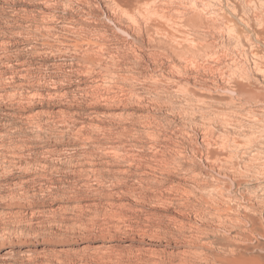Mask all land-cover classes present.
<instances>
[{
  "label": "rangeland",
  "instance_id": "obj_1",
  "mask_svg": "<svg viewBox=\"0 0 264 264\" xmlns=\"http://www.w3.org/2000/svg\"><path fill=\"white\" fill-rule=\"evenodd\" d=\"M134 19L115 0H0V264H180L193 259L184 247H210L199 240V226L215 241L219 229L245 233L246 215L263 231L252 243L264 246L263 53L244 52L234 38L205 37L170 19L156 26L160 36L155 28L140 35ZM109 72L116 78L102 79ZM148 117L151 126L143 122ZM206 129L214 136L207 138L212 160L193 151L206 147ZM189 131L198 135L188 137ZM180 152L189 170L176 162ZM88 160L101 169L95 179H89ZM132 191L150 200L125 194ZM179 199L186 200L184 208L165 202ZM79 200L97 202L99 213L89 211L92 206L72 212L58 206ZM110 201L122 203L123 229L114 227L117 207ZM152 210L154 227L146 220ZM176 220L186 221L183 234ZM74 222L93 231L81 232ZM103 244L113 263L83 250ZM262 246L255 252L260 257ZM162 248L165 257H153Z\"/></svg>",
  "mask_w": 264,
  "mask_h": 264
},
{
  "label": "bare ground",
  "instance_id": "obj_2",
  "mask_svg": "<svg viewBox=\"0 0 264 264\" xmlns=\"http://www.w3.org/2000/svg\"><path fill=\"white\" fill-rule=\"evenodd\" d=\"M45 1V0H44ZM51 1V0H50ZM12 2V1H11ZM57 2V1H56ZM56 2L55 5H56ZM53 3V4H54ZM47 4V2L45 3ZM115 4L118 10H120V12L124 15H127L128 17L130 16V18L135 17V19L133 20L134 24L136 25V31L140 30V31H150L152 28L156 29V32H158L159 30H161L162 28H156L157 27H163L162 26V20L164 19H170L172 21V23L174 24H182L181 26H185V27H189V29L191 31H193L195 34H199L202 35L204 34L205 37L206 36H213V35H226L229 38H234V40H238L239 42H241L242 44V48L244 50V52H251L253 53V55L257 52V53H263L264 55V0H115ZM49 5V3H48ZM48 5H46L48 7ZM51 5V4H50ZM10 6V5H9ZM8 7V6H7ZM46 7V8H47ZM55 7V6H54ZM58 7V6H57ZM154 7L155 11L151 14L150 9ZM59 8V7H58ZM51 9V8H50ZM73 10V9H72ZM58 11V10H57ZM44 13V11H43ZM48 13V12H45ZM50 14V13H49ZM48 14V15H49ZM52 14V13H51ZM44 17L47 16V14L43 15ZM56 16V14H55ZM50 17V16H49ZM60 17V15H59ZM142 18V20L144 22H142V20H140V18ZM53 18V17H52ZM56 18V17H55ZM58 18V17H57ZM49 20V19H48ZM48 20H43V21H47ZM50 21V20H49ZM55 21V19H54ZM53 22V21H51ZM171 23V24H172ZM172 24V25H173ZM131 25V24H130ZM133 26V25H131ZM130 26L131 30L132 27ZM129 27V26H128ZM178 27V26H176ZM50 28V27H49ZM171 28V26H170ZM129 29V28H128ZM165 29V28H164ZM175 29V28H174ZM177 29V28H176ZM175 29V32H177V30ZM45 30V29H44ZM52 30V29H50ZM129 30V31H131ZM135 30V28H134ZM158 30V31H157ZM170 30V29H169ZM139 31V32H140ZM165 31V30H163ZM163 31L161 32V36H163L162 34ZM184 31V30H183ZM124 32V30H123ZM155 32V31H154ZM153 32V33H154ZM170 32V31H169ZM168 32V33H169ZM205 32V33H204ZM142 32H140L141 35ZM144 33V32H143ZM189 33V32H188ZM126 34V33H125ZM132 34V33H131ZM149 34V33H148ZM177 34V33H176ZM174 33V35H176ZM183 34V32H182ZM130 35V34H129ZM152 35V34H151ZM172 35V34H171ZM144 36V34H143ZM150 36V35H149ZM154 36V34H153ZM158 36L159 32H158ZM166 36V35H164ZM141 36H137L136 38H140ZM151 37V36H150ZM155 37V36H154ZM169 36H167L168 38ZM142 39V38H141ZM152 39V38H150ZM178 39V38H177ZM160 40H162L160 38ZM168 40V39H167ZM173 40V38H172ZM171 39L169 41H172ZM175 40V39H174ZM150 41V40H149ZM151 40L150 42L152 43ZM155 41H157V39H155ZM159 41V40H158ZM220 41V40H219ZM237 41V42H238ZM5 42V41H4ZM7 42V41H6ZM9 42V41H8ZM7 42V43H8ZM148 44H151V43ZM238 42V43H239ZM154 43V42H153ZM168 43V42H167ZM181 43V42H180ZM173 44V43H172ZM6 45V44H5ZM99 45V44H98ZM171 44H169L170 46ZM174 45V44H173ZM172 45V46H173ZM176 45V44H175ZM202 45V44H201ZM240 45V44H239ZM11 46V45H10ZM184 46V45H183ZM181 47L182 49L184 47ZM204 46V45H203ZM175 47V46H173ZM199 47V46H198ZM205 47V46H204ZM210 48V47H209ZM188 49V48H187ZM204 49V48H203ZM202 49V50H203ZM174 50V49H173ZM181 51V50H180ZM184 51V50H183ZM205 51V50H204ZM207 51V50H206ZM209 51V49H208ZM179 52V51H178ZM185 52V51H184ZM176 53V51H175ZM259 56V55H258ZM90 57V56H89ZM92 59V57H91ZM95 60H93L92 62L94 63ZM114 62V61H113ZM13 63V62H12ZM11 64V62H10ZM92 64V63H91ZM95 65V64H94ZM115 65V64H114ZM119 65V64H118ZM90 66V65H89ZM110 66V65H109ZM120 66V65H119ZM118 66V67H119ZM108 67V66H107ZM130 67V66H129ZM115 68V67H114ZM117 68V66H116ZM113 69V68H112ZM121 69H123L121 67ZM27 70V69H26ZM89 70V69H88ZM92 70V68H91ZM90 70V71H91ZM107 70L109 71V68H107ZM118 70V69H117ZM18 71V70H17ZM105 71V70H104ZM258 71V70H257ZM92 72V71H91ZM101 72V71H100ZM116 72V71H114ZM112 72V73H114ZM121 72V71H120ZM108 73V72H107ZM117 73V72H116ZM115 73V74H116ZM32 74V73H31ZM90 74V73H88ZM92 74V73H91ZM91 74L89 76H91ZM94 74V73H93ZM119 75V73H117ZM116 74V75H117ZM121 74V73H120ZM125 74V73H123ZM133 74V72H132ZM16 75V74H15ZM28 75V74H27ZM33 75V74H32ZM107 75V74H106ZM111 72H109V74L102 79H104L105 81H113V79L110 77ZM115 75V76H116ZM117 75V77H118ZM122 75V74H121ZM119 75L120 77L124 76V75ZM128 75V74H127ZM29 76V75H28ZM109 76V77H108ZM114 76V75H113ZM134 76V75H132ZM15 77V76H14ZM26 77V74H25ZM118 77V78H120ZM123 78V77H122ZM121 78V79H122ZM128 78V77H127ZM126 77L124 78L125 80L127 79ZM12 79V78H11ZM99 79V78H98ZM97 79V80H98ZM101 79V78H100ZM6 80V79H5ZM14 80V79H13ZM95 80V79H94ZM120 80V79H119ZM103 81V82H105ZM118 81V80H117ZM228 81V80H227ZM106 83V82H105ZM104 83V84H105ZM29 84V83H28ZM107 84V83H106ZM114 84V83H113ZM98 86V85H97ZM111 86V85H110ZM235 87V86H234ZM225 92H228L230 94H236V92L234 91L235 89H232L231 87H226L224 88ZM208 91V90H207ZM38 92V91H37ZM60 93V92H59ZM39 95V94H38ZM104 116V115H103ZM150 117H148V119H143V122H145L146 124H148L149 126H151L152 124V120L149 119ZM165 120V119H164ZM162 121V120H161ZM159 121V122H161ZM172 122V121H171ZM177 122V121H176ZM84 123V122H83ZM99 123V122H98ZM170 124V123H168ZM172 124V123H171ZM175 124V123H174ZM99 125V124H98ZM95 126V125H94ZM148 126V127H149ZM97 127V126H96ZM96 129V128H95ZM145 131V130H144ZM211 129H206V131H202L204 136H201L203 138V143L206 147L201 148V147H196L193 151L194 153L200 154L202 157H205L206 160H212L213 158H215V152H214V148H213V144L210 143L209 140H207V138H214L213 136V131L211 132ZM148 134L151 136H154L152 139L154 140L156 135L155 132L151 133L150 131H148ZM195 133H190L187 132V136L190 137L191 135H194ZM8 135V134H7ZM198 135V134H197ZM197 135H194L195 137ZM1 136V135H0ZM98 136V135H97ZM100 136V135H99ZM54 138V137H53ZM192 138V137H191ZM190 138V139H191ZM55 139V138H54ZM97 139V138H96ZM157 139V138H156ZM119 140V139H118ZM198 140V139H197ZM213 140V139H212ZM111 141V140H110ZM202 141V140H201ZM11 143V142H10ZM101 144V143H100ZM183 144V143H182ZM223 144V143H222ZM195 146V145H194ZM4 147V146H3ZM113 147V146H112ZM153 147V146H152ZM106 148V147H105ZM182 150V149H181ZM183 151V150H182ZM192 151V152H193ZM113 152H118V148H114ZM184 152V151H183ZM107 154V153H106ZM114 154V153H113ZM112 154V155H113ZM180 157H178V160H176V162L178 163V165H180V168L186 167L185 165L181 164L182 162V158L185 156H183L182 154L184 153H179ZM18 155V154H17ZM116 155V154H115ZM114 155V156H115ZM92 156V155H91ZM90 156V157H91ZM117 156V155H116ZM89 157V156H88ZM186 157V156H185ZM1 158V157H0ZM81 158V157H80ZM93 158V157H92ZM96 159V158H95ZM85 160V159H84ZM83 160V162H84ZM87 160V159H86ZM85 160V161H86ZM93 160V159H91ZM174 160V158H173ZM81 161V160H80ZM82 162V161H81ZM30 163V162H29ZM79 163V161H78ZM87 165H89V170L92 171L90 174L93 175H89V179L90 178H94L96 176H98L101 172H100V168H97V162L95 161H87L86 162ZM176 163V164H177ZM46 164V163H45ZM65 164V163H64ZM80 164V163H79ZM77 164V165H79ZM2 165V164H1ZM17 165V164H15ZM20 165V164H19ZM18 165V166H19ZM99 165V164H98ZM130 165V164H129ZM134 165V164H133ZM22 166V164H21ZM20 166V167H21ZM44 166V165H42ZM58 166V165H57ZM80 166V165H79ZM84 166V165H81ZM131 166V165H130ZM182 166V167H181ZM24 167H26L24 165ZM52 167V166H51ZM76 168V166H74ZM78 167V166H77ZM17 168V167H15ZM41 168V167H40ZM56 168V167H55ZM178 168V167H177ZM187 168V167H186ZM185 168V169H186ZM19 169V168H18ZM28 169V168H27ZM31 169V168H30ZM78 169V168H77ZM188 169V168H187ZM192 168L190 172V174H192L194 176V179L197 176L196 174V170ZM47 170V169H46ZM61 170V169H60ZM65 170V169H64ZM81 170H85V169H81ZM130 170V169H129ZM129 170H125L124 173H120V176L122 174H128ZM183 170V169H182ZM189 170V169H188ZM187 170V171H188ZM4 171V170H3ZM69 171V170H68ZM86 171V170H85ZM84 171V172H85ZM180 171V170H179ZM185 171V172H187ZM77 172V170H76ZM75 172V173H76ZM81 172V171H80ZM88 172V171H87ZM86 172V173H87ZM119 172H121V170H119ZM118 172V173H119ZM165 172V171H164ZM188 172V173H189ZM62 173V172H61ZM74 173V171H73ZM82 173V172H81ZM134 173V172H133ZM10 174V173H9ZM24 174V172H23ZM189 174V175H190ZM84 175V174H83ZM131 175V174H130ZM133 175V174H132ZM191 175V176H192ZM101 176V175H100ZM103 176V175H102ZM78 177V176H77ZM83 177V176H82ZM25 178V177H24ZM122 178V177H120ZM88 179V178H87ZM95 179V178H94ZM97 179V178H96ZM196 180V179H195ZM101 181V180H100ZM120 181V180H119ZM197 181V180H196ZM78 182V181H76ZM18 183V182H17ZM14 184V182H13ZM179 185V183H178ZM31 188V187H30ZM10 189V188H9ZM77 189V188H76ZM99 189V188H98ZM173 189V188H172ZM193 189V192L196 193L195 189ZM21 190V189H20ZM177 190V189H176ZM50 191V190H49ZM99 191V190H98ZM131 191V190H130ZM29 192V191H28ZM176 192V191H175ZM182 192V191H180ZM108 193V192H107ZM193 193V194H194ZM125 194H132L134 197L136 198H143L146 199L149 197H147V195L143 192H125ZM178 194V193H177ZM109 195V194H108ZM185 195V193H184ZM191 195V192H190ZM15 196V195H14ZM39 196V195H38ZM104 196V195H103ZM128 196V195H127ZM178 196V195H177ZM181 196V194H180ZM187 196V194H186ZM192 196V195H191ZM29 197V196H28ZM132 197V196H131ZM185 197V196H184ZM200 197V196H199ZM104 198V197H103ZM112 198V197H111ZM122 198V197H119ZM125 198V197H124ZM151 198V197H150ZM174 198V197H173ZM172 198V199H173ZM177 197H175L176 199ZM181 198V197H178ZM79 199V198H78ZM152 199V198H151ZM157 199V198H156ZM174 199V200H175ZM108 200V199H107ZM125 200V199H124ZM150 200V199H149ZM177 200V199H176ZM104 201V200H103ZM165 201V200H164ZM169 201V200H168ZM167 202V205H171V207H174L175 205H178L179 207L184 208V199H179L178 202H175L173 200H170L169 202ZM110 204H113V206L117 207L116 211H111L114 214L113 215L115 220H117V223L114 224V227H117L118 229H123L124 227H126L128 224L127 223V214L122 212V208L123 206H120L121 204L119 202H115V201H110ZM157 203V202H156ZM35 204V203H34ZM108 204V203H107ZM153 204V203H152ZM162 204V203H161ZM160 204V205H161ZM198 204V203H197ZM150 205V204H149ZM148 205V206H149ZM154 205V204H153ZM159 205V204H158ZM155 204V208H160L161 206H158ZM58 206H61L65 212H72L74 210L77 209H82L84 206L87 207H91L92 209L89 208V211L95 213H99V208L93 209L94 206L97 207L98 203L97 202H93V203H89L87 202L86 204L83 203L81 200L76 201V202H70V201H61L60 203H58ZM110 206V205H109ZM112 207V206H111ZM153 207V206H152ZM164 207V206H163ZM191 207V206H190ZM21 208V207H20ZM107 209V207H105ZM113 208V207H112ZM36 209V208H35ZM109 209V208H108ZM116 209V208H115ZM190 209V208H189ZM192 209V208H191ZM83 210V209H82ZM119 210V211H118ZM198 210V209H197ZM6 211V210H5ZM63 211V212H64ZM108 211V212H107ZM144 211V210H143ZM192 211V210H191ZM263 211V210H262ZM49 212V211H47ZM64 212V213H65ZM105 212L109 213V210H106ZM190 212V211H189ZM200 212V211H199ZM261 212V211H260ZM31 213V212H30ZM149 213L151 215H147L146 216V220L147 222H149L147 224V226H153V224L155 222H157L158 220L154 218V216L157 215V211H149L146 212ZM264 213V212H263ZM76 214V213H75ZM195 214L198 215L197 211H195ZM68 215V214H67ZM110 215V214H109ZM264 215V214H263ZM19 216V215H17ZM198 216H202V215H198ZM22 217V215H21ZM27 217V216H26ZM36 217V216H35ZM53 217V216H52ZM220 217V216H219ZM222 217V216H221ZM245 219H247L248 221H245L244 223H246V231H249L250 235H245L244 232H238L236 234H231L230 230H228V228H225L223 230L220 231L216 230L218 236L217 239L215 241H211V236H209L208 234H202L204 233L206 230H204V232L199 231L202 230L203 227L201 228L200 226L197 228L199 229L198 231H196L198 233V235L201 236V241H204V244H211V245H216V247H212L211 245H209L210 247H199L198 248H185V252L183 253L186 256H190L193 257L192 260H188V258L186 259V261L181 260L180 262L182 264H264V255L263 257H260V255H256L255 252L257 250H259L261 248L262 245H254L252 243V238L251 236H254L255 234H257V236L259 235H263V231L262 228H259L256 226V223L253 221V219H250L249 216H243ZM223 218V217H222ZM221 218V219H222ZM262 218V216H261ZM188 219V218H187ZM202 219V218H201ZM207 219V218H206ZM206 219H204L206 221ZM219 219V220H221ZM239 219V218H238ZM61 220V219H60ZM70 220V219H69ZM198 220V219H197ZM218 220V219H217ZM218 220V221H219ZM227 220V219H226ZM230 220V219H229ZM223 221V220H222ZM58 222V220H57ZM65 222V221H64ZM91 222V221H90ZM93 222V221H92ZM176 225L179 226L177 227L179 229V232L182 233L183 229H186L185 226V222L183 220H176ZM201 222V221H200ZM207 222V221H206ZM231 222V221H230ZM242 222V220H241ZM17 223V222H16ZM24 223V222H23ZM56 223V222H55ZM223 223V222H222ZM229 223V222H228ZM243 223V225H244ZM50 224V223H49ZM54 224V223H53ZM75 227L79 226L78 228L80 229V231L82 230L83 232H86L90 228L87 225H84V223L82 222H74L73 223ZM93 224V223H92ZM190 225V223H187V225ZM194 224V223H193ZM57 225V223H56ZM68 225V224H66ZM70 225V224H69ZM198 225V224H197ZM204 225V224H203ZM226 225V224H225ZM263 225V224H262ZM16 226V225H15ZM245 226V225H244ZM6 227V226H5ZM50 227V226H49ZM52 227V225H51ZM154 227V226H153ZM191 227V226H190ZM193 227V226H192ZM227 227V226H226ZM261 227V226H260ZM74 228V227H73ZM150 228V229H148ZM211 228V227H210ZM190 229V228H188ZM192 229V228H191ZM196 229V230H197ZM205 229V227H204ZM14 230V229H13ZM146 231H150L152 230V227H145ZM154 230V229H153ZM161 230V229H160ZM210 230V229H209ZM242 230V229H241ZM244 230V229H243ZM23 231V230H22ZM75 231V230H74ZM79 231V232H80ZM81 231V232H82ZM93 231V229H92ZM186 231V230H185ZM192 231V230H191ZM190 231V232H191ZM88 232V231H87ZM208 232V231H207ZM189 233V232H188ZM7 234V233H6ZM13 234V233H12ZM183 234V233H182ZM173 236V235H172ZM187 236V234H186ZM190 236V235H188ZM258 236V237H259ZM79 238V237H78ZM215 238V237H214ZM173 239L175 240L176 238L173 237ZM198 239H194L195 241H198ZM84 240V239H83ZM96 240V239H95ZM185 240V239H184ZM188 240V239H187ZM86 241V240H85ZM194 241V242H195ZM199 241V242H201ZM198 242V243H199ZM206 244V245H207ZM90 245V244H88ZM196 245V244H195ZM202 246V245H201ZM180 247V246H179ZM264 246H262L263 248ZM84 252H87L86 249H93L95 253L98 254H102L104 258H107V263H113V252L110 250V246L109 245H105L103 244L100 247L97 248H91L89 246H85L83 247ZM68 249V248H67ZM75 249V248H74ZM155 249V248H154ZM171 250H169L172 253H175V250L173 248H170ZM180 249V248H178ZM193 251V254L190 255L188 252L189 250ZM214 249V250H213ZM34 250V249H33ZM57 250V249H56ZM153 250V249H152ZM183 250V249H182ZM190 250V251H191ZM264 250V249H263ZM90 251V250H89ZM151 251V250H150ZM165 251H167L165 248L163 249H156L154 250L152 253H155L153 257H157L159 259H163L164 253ZM187 251V253H186ZM27 253V252H26ZM39 253V252H38ZM89 253V252H88ZM80 254V253H79ZM150 254V253H149ZM31 255V254H30ZM29 255V257H30ZM33 255V254H32ZM40 255V254H39ZM194 255V256H193ZM71 256V255H70ZM69 256V257H70ZM152 256V255H151ZM262 256V255H261ZM28 257V258H29ZM43 257V256H42ZM61 257V256H60ZM68 257V256H67ZM182 258V257H181ZM30 259V258H29ZM58 259V258H57ZM148 260V258H146ZM31 260H33L31 258ZM82 260V259H81ZM30 261V260H29ZM62 261V260H61ZM37 262V261H36ZM55 262V261H54ZM80 262V261H79ZM47 263V262H46ZM64 263V262H63ZM74 263V262H72ZM76 263V262H75ZM145 264L147 263L146 261L144 262ZM164 264L161 261H148V264ZM169 263V262H168ZM173 263V262H172ZM180 263V264H181ZM35 264V263H34ZM37 264V263H36ZM49 264V263H48ZM59 264H62L61 262ZM80 264H84V263H80ZM114 264V263H113ZM179 264V263H178Z\"/></svg>",
  "mask_w": 264,
  "mask_h": 264
}]
</instances>
